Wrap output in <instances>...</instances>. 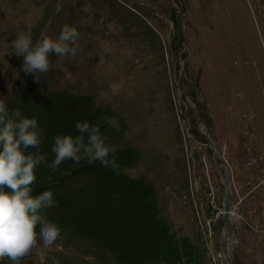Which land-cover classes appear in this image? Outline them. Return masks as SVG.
<instances>
[{"label": "rangeland", "instance_id": "1", "mask_svg": "<svg viewBox=\"0 0 264 264\" xmlns=\"http://www.w3.org/2000/svg\"><path fill=\"white\" fill-rule=\"evenodd\" d=\"M0 264H264V0H0Z\"/></svg>", "mask_w": 264, "mask_h": 264}, {"label": "water", "instance_id": "2", "mask_svg": "<svg viewBox=\"0 0 264 264\" xmlns=\"http://www.w3.org/2000/svg\"><path fill=\"white\" fill-rule=\"evenodd\" d=\"M183 42H184V44H186V40L184 38V35H183ZM184 63L185 62H183V65H184ZM183 95H184V101H185L186 106L188 108H190L194 112V115H195V118H196L197 123L200 126H202L204 128L205 132H206V136H207L208 142L210 144V147L212 148L213 153H216L217 150H216V148L213 145V141L208 137L207 129L204 126V124L200 121V118H199V115H198V112H197L196 108L194 107V105L192 104V102H190L188 100V98L186 97V94L183 93ZM219 159L221 160L220 157H219ZM216 164H217V168L220 169L219 164H221V161H220V163H216ZM220 176H221V180L223 182V185L225 187L224 212H223V226L228 231V236H230L231 234H230V231H229V220H230L229 219V213H230V211L232 209V205H231L232 194H231V191L229 190L230 189V185L228 183V180H227L226 175L223 172H220ZM226 261L228 263V261H229L228 256L226 257Z\"/></svg>", "mask_w": 264, "mask_h": 264}, {"label": "bare ground", "instance_id": "3", "mask_svg": "<svg viewBox=\"0 0 264 264\" xmlns=\"http://www.w3.org/2000/svg\"><path fill=\"white\" fill-rule=\"evenodd\" d=\"M230 190V189H229ZM231 191V190H230ZM232 210V209H231ZM230 214V213H229ZM225 231H226V235H228V231L225 229ZM227 244L229 245L230 244V241H229V239H228V242H227ZM225 246H226V244H225ZM227 249H229V246H226V251H227ZM228 252V251H227Z\"/></svg>", "mask_w": 264, "mask_h": 264}]
</instances>
